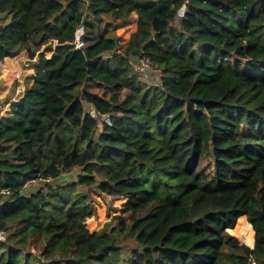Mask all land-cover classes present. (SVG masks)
Listing matches in <instances>:
<instances>
[{
	"label": "trees",
	"instance_id": "16d2710c",
	"mask_svg": "<svg viewBox=\"0 0 264 264\" xmlns=\"http://www.w3.org/2000/svg\"><path fill=\"white\" fill-rule=\"evenodd\" d=\"M0 19V61L35 58L0 117V264H264V0H0ZM93 191L125 199L99 229Z\"/></svg>",
	"mask_w": 264,
	"mask_h": 264
},
{
	"label": "rangeland",
	"instance_id": "374dc122",
	"mask_svg": "<svg viewBox=\"0 0 264 264\" xmlns=\"http://www.w3.org/2000/svg\"><path fill=\"white\" fill-rule=\"evenodd\" d=\"M1 20L2 19H0V21ZM125 23L126 21L122 25H113L112 27L115 35L117 36L118 42L122 45L130 40V33L134 29L132 24L124 26ZM51 54L52 52L47 51L46 58H49ZM232 59L234 60L235 57ZM239 59H245L246 61L249 60L248 55L239 57ZM34 61L35 58L29 57L26 52L14 54L12 59H5L4 57L3 63L6 62L7 67H2V70L0 71V109H8V106L11 104V102L15 99H18L22 95L25 87L30 83L29 76L34 71ZM143 81L149 85H160V72L156 69H151L150 73L144 78ZM12 98L13 100H11ZM98 119L101 120V117L98 116ZM205 164V161H203L199 166V171L204 176L208 175V168L205 167ZM78 171L79 169L76 168L71 172L64 173L60 181L68 180L69 178L76 176ZM36 188L37 186L30 187L29 191L36 190ZM91 195L94 197L93 203L96 207V214L87 220V225H90L91 222H93L99 224V229L106 221H109L114 214L122 212L123 204L125 202L124 198L111 199L109 195H101L95 191L91 192ZM1 200L2 198H0V202ZM230 233L237 236L240 241L243 242V235L233 232ZM134 243V239L132 238L124 239L123 244L126 246L125 252L129 253L128 248Z\"/></svg>",
	"mask_w": 264,
	"mask_h": 264
},
{
	"label": "built area",
	"instance_id": "2783aa9c",
	"mask_svg": "<svg viewBox=\"0 0 264 264\" xmlns=\"http://www.w3.org/2000/svg\"><path fill=\"white\" fill-rule=\"evenodd\" d=\"M185 10V6H183L180 9V13H183ZM79 30V29H78ZM76 32V45L78 47H82L83 42L80 40V32ZM151 69H156L160 72L158 64H156L149 56L147 55H142L140 57H135L132 59V72L136 76H138L141 80H144V78L150 73ZM161 76V72H160ZM8 109H0V117L3 113L7 112ZM101 120L107 123L108 125H111V119L108 114H102L101 115ZM54 179L51 177H45L43 174H40L38 177L34 178L31 182L27 183V187H42L45 182H50L53 181ZM111 199H118V195H109ZM6 240V233L4 230L0 229V241H5Z\"/></svg>",
	"mask_w": 264,
	"mask_h": 264
},
{
	"label": "crops",
	"instance_id": "0c3cea01",
	"mask_svg": "<svg viewBox=\"0 0 264 264\" xmlns=\"http://www.w3.org/2000/svg\"><path fill=\"white\" fill-rule=\"evenodd\" d=\"M129 19H133L135 22H136V27H135V30L137 29V23H138V15H137V13L136 12H134L133 14H132V16L129 18ZM128 19V20H129ZM127 21V20H126ZM134 30V31H135ZM127 43V42H126ZM125 43V44H126ZM12 59L13 57H6L5 59ZM3 63V61H0V71L2 70V66H1V64ZM11 100H13V98L11 99ZM16 100V99H15ZM10 103V102H9ZM11 105V104H10ZM10 105L8 106L9 107V109H10ZM70 179V178H69Z\"/></svg>",
	"mask_w": 264,
	"mask_h": 264
},
{
	"label": "water",
	"instance_id": "95a60500",
	"mask_svg": "<svg viewBox=\"0 0 264 264\" xmlns=\"http://www.w3.org/2000/svg\"><path fill=\"white\" fill-rule=\"evenodd\" d=\"M78 29H79L78 32H80V31H81V28H78ZM254 239H255V241H254V245H253V246L249 245V244L246 242V238H243V242L245 243V245H247L248 247H250V248L252 249V248L255 247V243H256V238H255V236H254Z\"/></svg>",
	"mask_w": 264,
	"mask_h": 264
},
{
	"label": "bare ground",
	"instance_id": "6f19581e",
	"mask_svg": "<svg viewBox=\"0 0 264 264\" xmlns=\"http://www.w3.org/2000/svg\"><path fill=\"white\" fill-rule=\"evenodd\" d=\"M1 66H2V67H7V63L4 62V63L1 64Z\"/></svg>",
	"mask_w": 264,
	"mask_h": 264
}]
</instances>
